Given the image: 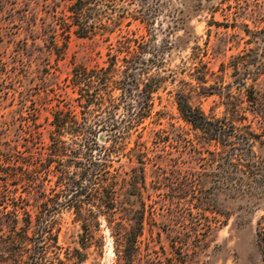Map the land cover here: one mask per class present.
Listing matches in <instances>:
<instances>
[{"label": "rangeland", "instance_id": "obj_1", "mask_svg": "<svg viewBox=\"0 0 264 264\" xmlns=\"http://www.w3.org/2000/svg\"><path fill=\"white\" fill-rule=\"evenodd\" d=\"M55 1L61 8L64 0ZM46 4H52V0H0V53L4 61L16 67L21 81L16 80V91L10 89L7 98L3 97L0 102V149L6 141L12 145L25 143L20 135L28 125L38 126L42 141L49 142L47 131L51 129L53 109L76 96L70 85L74 66L105 72L117 69L114 79L122 72L128 78L138 77V86L128 90L126 95L122 94V89L127 88L128 83L110 84L106 91L105 96L117 104L114 112L118 126L101 122L95 130L98 136L93 139L99 145L108 146L115 130L126 144L123 152L110 157L107 170L128 169L126 151L136 139L151 146L159 128L169 132L179 127L185 132L186 140H192L195 146L187 144L178 150L175 146L167 147V151H171L169 157L180 156L182 160L161 158L158 160L160 169L150 163L146 165L144 185L134 205V209L143 207L145 211L139 238L140 257L136 264H264L256 241L257 221L264 215V147L255 143L252 152L226 153L214 144L202 143L201 133L180 118L175 102L176 90L181 85L191 89L196 86L195 77L205 73V88L193 87L195 91L190 98L205 114L215 118L223 115L219 96L202 94L213 91L217 85L230 84L236 101L250 109L244 93L259 68L257 85L262 87V95L258 94L257 98L264 103V0H129L92 7L88 14L90 20L116 17L121 4L128 12L148 19L146 22L132 20L129 26H122V33L126 29L134 33L130 36L139 47V52L134 54L108 49V42L99 36L80 37L73 33L62 53L49 52L47 42L41 39L43 22L51 21L45 11ZM115 34L109 38L112 46ZM61 42L59 39V45ZM237 55L242 58L238 69L234 71L228 66L222 74L220 64H229ZM141 96L147 101L143 108L139 103ZM139 111L142 120L128 129L126 124ZM82 114L87 118L106 117V113L94 105L79 115ZM246 115L252 119L248 110ZM4 121L10 124L4 125ZM68 131L61 140L72 149L78 144ZM173 138H169L172 144ZM197 142L201 144L196 145ZM30 150L34 151L35 147ZM87 152L83 147L81 153L86 155ZM70 155L68 151L63 160ZM92 155L97 159L101 157L99 149H94ZM47 179L44 181L46 193L51 194L55 176L49 174ZM186 182L194 185L196 193L187 197L193 204L182 213L176 210L170 198L172 189ZM25 189L19 187L24 196ZM28 198L32 202L31 195ZM130 199L135 197L124 193L115 211L133 209L128 204ZM149 211L154 214L153 221L148 217ZM74 216L73 210L68 208L54 215L52 234L57 235L59 248L49 246L44 263L57 264L56 257L64 259L66 253L77 256L76 250L86 252L87 258L81 264L113 263L110 228L100 220L90 247L84 249L80 246L82 231ZM21 234L18 229L15 232L3 229L0 240Z\"/></svg>", "mask_w": 264, "mask_h": 264}, {"label": "trees", "instance_id": "obj_2", "mask_svg": "<svg viewBox=\"0 0 264 264\" xmlns=\"http://www.w3.org/2000/svg\"><path fill=\"white\" fill-rule=\"evenodd\" d=\"M128 1L64 0L60 8V5L52 0V4L45 5V11L49 13L51 21L43 22L45 25L41 28V39L47 42L46 49L51 53H62L70 34L73 33L80 37L99 36L102 41L108 42V49L115 48L117 52L127 54L139 52L138 45H134L135 39L130 36L134 33L130 29L122 33V26H129L132 20L146 22L148 19L128 12L124 4L120 5V13L116 17L105 21L90 20L88 15L90 9L99 4L111 6L114 3ZM114 32H116L115 43L112 46L109 38ZM59 39H62L60 45ZM240 57L241 55L235 56L229 64L221 63V73L224 74L228 66L236 71L241 63ZM15 70L16 67L4 61L0 53V92L2 93L0 102L3 97L7 98L10 89L16 91L14 85L16 80L21 82ZM116 71L117 69L113 72H105L101 69H87L83 65L74 66L70 85L76 96L64 102L62 107L56 105L57 107L53 109L49 123L51 129L47 131L49 142L45 144L42 141V131L36 125L34 128L28 125L20 135L25 141L23 145L4 142L3 148L0 149V230L8 229L15 232L18 229L22 234L19 237L0 240V264H45L47 248L49 246L59 248L57 235H53L52 231L55 224L54 215L62 208L72 209L75 214L74 221L78 222L82 231L81 248L90 247L94 232L99 229L102 220L105 227L110 228L113 237L114 262L111 264H136L139 260V238L142 234L145 211L143 207L140 210L134 209V205L144 185L145 167L150 163L160 169L158 160L161 158L180 161L182 160L179 159L180 156L173 159L169 157L171 151H167V147L175 146L178 150L179 147L185 148L187 144L195 146V142L186 140L185 132L179 127L169 132L159 128L151 140V146H148L146 141L136 139L133 146L126 151L128 169L124 170V167H121L114 169L113 172L107 170L110 166V157L123 152L126 144L124 137L115 130H112L108 146L99 145L93 139L98 136L95 130L101 122H112L118 126L114 112L117 104L105 96L106 91L110 84L117 86L128 83V87L122 89V94L126 95L128 90L131 91V88L139 84L138 77L128 78L123 72L118 79H114ZM260 73L261 69L258 68L251 78L252 83L244 93L245 100L251 106L250 109H246L240 105V101H236L237 98L231 94L230 84L217 85L213 91L211 89L202 93L219 96L224 111L223 115L217 118L205 114L199 106L190 101L192 92L195 91L193 87L205 88L203 84L206 82V77L205 73H202L201 77H195L196 86L186 89L181 85L176 90L175 102L180 118L192 129L201 133L202 143L214 144L223 152L234 153L244 150L252 152L255 143L264 147V103L257 98L258 94L262 95V87L257 85V77ZM102 86L103 88H100ZM145 99L141 96L139 100L142 108L147 103ZM22 101L21 98V106ZM93 105L104 111L106 117L87 118L83 114L79 115L88 112ZM247 110L252 115L250 120L246 115ZM142 118L141 111L137 112L135 118L126 124L127 128L130 129ZM3 123L7 126L10 124L9 121ZM66 130H69L73 142L78 144L72 149L61 140ZM172 136L175 145L169 142ZM19 146L23 149H19ZM33 146L34 151L30 150ZM83 147L88 150L86 155L81 153ZM94 149L100 151L101 157L98 159L92 155ZM68 151L71 155L67 160H63V156H67ZM49 174L55 176L51 185V194L46 193L44 183L48 180ZM178 184L172 189L170 200L176 210L182 212L193 204L187 197H193L196 189L191 183ZM22 186L26 188L23 191L25 196L19 192V187ZM124 193L135 197L128 203L133 209L117 212L116 205ZM30 195L32 202L28 198ZM148 217L151 221L154 220L152 211H149ZM47 238L49 241L46 242ZM256 241L264 259V215L257 221ZM40 247L42 249L38 250ZM76 252L79 255L72 256L66 253L64 259L56 257L57 264H81L87 258L86 252L80 253L77 250ZM74 258L76 261H73Z\"/></svg>", "mask_w": 264, "mask_h": 264}]
</instances>
